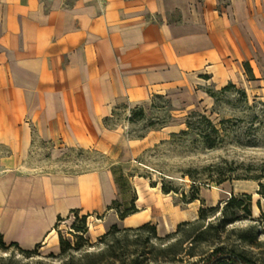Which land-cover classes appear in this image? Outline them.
<instances>
[{
	"label": "crops",
	"instance_id": "obj_1",
	"mask_svg": "<svg viewBox=\"0 0 264 264\" xmlns=\"http://www.w3.org/2000/svg\"><path fill=\"white\" fill-rule=\"evenodd\" d=\"M252 58L264 0H0L2 241L45 246L58 218L105 203L96 173L22 171L33 133L102 150L120 104L224 86Z\"/></svg>",
	"mask_w": 264,
	"mask_h": 264
},
{
	"label": "rangeland",
	"instance_id": "obj_2",
	"mask_svg": "<svg viewBox=\"0 0 264 264\" xmlns=\"http://www.w3.org/2000/svg\"><path fill=\"white\" fill-rule=\"evenodd\" d=\"M244 63L250 71L242 67L224 86L205 83L174 98L120 104L103 123L110 136L102 150L33 133L22 171L64 177L96 173L105 203L84 221L81 213L60 218L56 238L30 257L0 247V264H61L86 255L93 264L100 254L104 257L95 263L180 264L220 246L264 264V58ZM162 186L171 191L164 194ZM231 197L242 200V208L248 205L249 215L242 208L226 211ZM112 201L115 209L108 210ZM126 211L131 217L124 222L119 215ZM224 212L238 220L222 224ZM146 223L155 227L157 239L149 238L148 229L135 230ZM200 230L202 237L192 244Z\"/></svg>",
	"mask_w": 264,
	"mask_h": 264
},
{
	"label": "trees",
	"instance_id": "obj_3",
	"mask_svg": "<svg viewBox=\"0 0 264 264\" xmlns=\"http://www.w3.org/2000/svg\"><path fill=\"white\" fill-rule=\"evenodd\" d=\"M243 67L244 69H246V71H250V68L248 66L247 63H244L243 64ZM228 86H233L231 84L225 86L222 88V90H226L228 88ZM207 94H209L207 92ZM211 97H213L212 95H210ZM260 190H262V195H264V184H261L260 185ZM162 191L164 194H168L171 190H166L164 188V186H162ZM246 199H249L248 196H244ZM197 198H192L191 199V202L196 200ZM113 204H116V201H112V204L110 205V207H108V210H111V209H115V207H112ZM243 206L242 204V200H238L236 201V198L234 197H231L226 205H225V209L227 211V209H241ZM246 207H248V205H245L241 210L243 212H246V215H249V211L248 209H246ZM209 210H213V208L209 209ZM204 212V209H200L199 210V217L198 219L202 218L203 216V213ZM71 213H78V212H75V211H72ZM133 214V213H132ZM130 214V212L126 211L124 213H121L119 215V219L120 220H124L126 217H128ZM87 217L84 216L82 218V220L84 221L85 218ZM60 220V218L57 219V221ZM238 220V217H228L227 213L224 212V218L222 219V224L224 225H228V224H231L235 221ZM182 224H185V223H182ZM142 229H148L150 231V235H149V238H154V239H157L156 238V234H155V227L150 225V223H146L138 228H136L135 230H142ZM206 229V228H205ZM132 230V229H131ZM204 230H200L198 231L194 237L192 238L191 240V243L194 244V243H197L199 242V239L202 237L203 235V232ZM110 232H107L104 234V236L106 235H109ZM0 247L1 248H15L17 249V251L27 257H30L32 254L35 253V250L36 248L39 247V245H36L34 247V249L32 250H29V251H26V250H22L18 247V245L16 243H10V244H5L1 237H0ZM193 246H191L190 248H192ZM191 250V249H190ZM64 251L62 250L61 253H63ZM188 255H190V257H194L195 255H193L192 253H189ZM94 257V256H93ZM103 256V254H100L98 256H95L93 259V264H99V263H95L97 260H100ZM90 257L89 256H84L82 259L80 260H77V261H74V259H69L61 264H92V262L89 261ZM2 264H16L15 262L13 261H7L5 263H2ZM38 264H42V263H38ZM122 264H126V263H122ZM133 264H136V263H133ZM180 264H257L255 263L251 258L247 257L245 254L243 253H239L233 249H227L225 247H216V248H213L210 253L208 254H202L199 256L198 259H196L195 261H191V262H186V263H180Z\"/></svg>",
	"mask_w": 264,
	"mask_h": 264
},
{
	"label": "bare ground",
	"instance_id": "obj_4",
	"mask_svg": "<svg viewBox=\"0 0 264 264\" xmlns=\"http://www.w3.org/2000/svg\"><path fill=\"white\" fill-rule=\"evenodd\" d=\"M216 196H217V195H216ZM167 227H168V225H167ZM49 237L52 238V239H53V238H56V232H55V230H53V231L50 233ZM49 237H48V238H49ZM50 238H49V239H50Z\"/></svg>",
	"mask_w": 264,
	"mask_h": 264
}]
</instances>
